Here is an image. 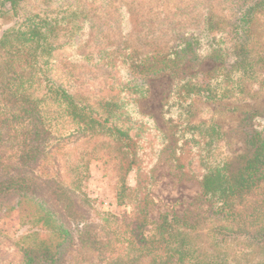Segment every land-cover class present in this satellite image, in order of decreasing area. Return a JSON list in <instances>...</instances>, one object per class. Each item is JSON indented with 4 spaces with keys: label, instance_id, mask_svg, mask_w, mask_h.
Returning a JSON list of instances; mask_svg holds the SVG:
<instances>
[{
    "label": "rangeland",
    "instance_id": "374dc122",
    "mask_svg": "<svg viewBox=\"0 0 264 264\" xmlns=\"http://www.w3.org/2000/svg\"><path fill=\"white\" fill-rule=\"evenodd\" d=\"M254 1L20 0L16 16L12 17L8 3L0 0V38L6 30L28 16L59 21L60 39H68L69 44L50 56V75L56 85L70 90L81 89L89 94L98 93L97 100L117 99L122 88L142 86L145 96L138 100L127 97L126 108L131 111L132 118L142 119L146 127H157L167 138L165 149L160 152L153 168L149 219L157 222L163 213L185 217L196 224L199 245L205 249L209 246V228L225 223L213 215L197 182L181 177L174 168L170 158L174 151L171 148V125L181 121L216 126L220 138L215 143L214 158L232 162L234 167L238 165V159L241 163V158L250 154L251 147L246 140L252 130L264 124V7L250 11L245 25L241 20L245 7ZM200 31L203 34L198 37ZM192 36L195 37L192 51L197 50L200 58L191 66L187 65L190 68L185 73L181 70L187 66L174 72L173 76L170 73L143 74L141 61L151 55L159 57L180 39ZM216 40L227 45L224 65L234 67L223 99L191 96L180 106L171 96L173 80L192 73L205 77L206 72L214 69L218 64L207 54L213 52ZM2 58L0 51V64ZM236 59L237 64L234 63ZM215 76L220 77L217 73ZM218 89L223 92L225 85ZM5 135L6 132H2L3 141H6ZM81 140V137L74 136L59 142L61 150L47 158V169L43 172L40 167L33 174L46 182L48 179L40 178L39 174L48 176L53 171L59 172V188L57 184L42 186L36 182L34 189L71 236L70 245L54 263L42 260L37 264H99L103 240L109 236L104 218L113 215L115 222L112 226L115 228L129 219L130 208L116 203L117 179L105 169L101 160L91 159L77 184H69L61 153L69 151ZM12 150H15L13 143L0 144V181L19 173L12 170L17 166L18 158ZM3 153L14 157L1 158ZM134 178V172L129 173L125 183L133 187ZM48 187L53 193L51 189L46 191ZM63 191L69 192V211H65L62 205L64 195L60 193ZM238 214V221L227 224L233 241L228 238V242L216 249L222 254L223 250L227 253L228 264H264V238H255L264 230V181L242 197ZM39 215L31 203L19 205L17 199H13L9 208L0 207V264H25L24 249H34L42 244L39 239L44 237L36 238L32 234L40 228L37 223ZM151 231L152 226L146 229L147 234Z\"/></svg>",
    "mask_w": 264,
    "mask_h": 264
},
{
    "label": "trees",
    "instance_id": "16d2710c",
    "mask_svg": "<svg viewBox=\"0 0 264 264\" xmlns=\"http://www.w3.org/2000/svg\"><path fill=\"white\" fill-rule=\"evenodd\" d=\"M1 1L8 3L11 15L15 17L20 0ZM261 7H264V0H256L245 7L246 12L241 16L244 25L250 11ZM58 25L59 21L28 16L6 30L0 38L3 53L0 64V144L15 145L12 152L18 158L17 166L12 170L19 172L0 181V207L9 208L13 199H17L19 205L31 203L40 212L37 220L40 228L32 234L36 238L44 237L39 239L42 244L37 248L24 249V263L37 264L42 260L54 263L71 243L65 225L34 189L36 182L42 186H60L59 172L53 171L48 176L39 174L40 178L48 179L46 182L33 174L40 167L43 172L47 169V158L61 150L59 142L78 136L82 140L61 153L60 158L69 184H77L91 159L101 160L105 169L117 179V205L130 208L128 221H122L116 228L112 226L115 222L113 215L104 218L109 236L103 240L99 264H228L227 253L223 250L222 254L216 248L228 242V238L233 241L227 224L239 220L238 205L242 197L264 181V124L249 134L246 143L251 152L241 158V163L238 159L236 167L232 162L214 158L215 143L220 138L216 126L181 121L171 125V148L174 151L170 158L174 168L181 177L197 182L213 215L225 223L209 228V246L201 248L194 222L169 213L161 214L157 222L149 219L153 168L160 152L165 149L167 138L157 127H146L142 119L132 118L131 111L126 108L127 97L138 100L145 96L142 86L122 88L117 99L97 100L98 93L89 94L81 89L70 90L56 85L50 75V56L69 44L68 39H60L62 29ZM202 34L200 31L197 36ZM194 40V36L180 39L159 57L148 56L140 62L143 74L170 73L173 76L174 72L194 64L200 58L197 50L192 51ZM214 43L213 52L207 56L218 65L206 72L205 77L196 73L174 77L171 96L180 106L191 96L223 99L234 67L224 65L227 45L219 40ZM240 52L243 55V51ZM234 63L237 64V59ZM216 73L220 77L215 76ZM217 78L219 83L215 84ZM222 84L225 89L219 92L218 87ZM2 132H6V141L1 138ZM8 157L14 156L3 153L1 158ZM131 172L135 175L133 187L125 183ZM49 189L53 193L51 187L46 191ZM60 194L64 195V210L69 211V192ZM150 226L152 231L147 234L146 229ZM259 233L255 238H264V230ZM45 241L48 243L44 244Z\"/></svg>",
    "mask_w": 264,
    "mask_h": 264
}]
</instances>
